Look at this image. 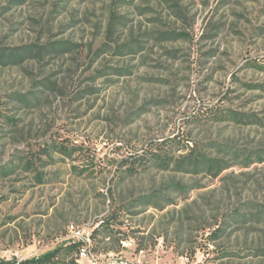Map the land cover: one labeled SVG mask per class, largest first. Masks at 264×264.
I'll return each mask as SVG.
<instances>
[{
	"label": "rangeland",
	"instance_id": "obj_1",
	"mask_svg": "<svg viewBox=\"0 0 264 264\" xmlns=\"http://www.w3.org/2000/svg\"><path fill=\"white\" fill-rule=\"evenodd\" d=\"M70 223L129 264H264V0H0V264Z\"/></svg>",
	"mask_w": 264,
	"mask_h": 264
},
{
	"label": "built area",
	"instance_id": "obj_2",
	"mask_svg": "<svg viewBox=\"0 0 264 264\" xmlns=\"http://www.w3.org/2000/svg\"><path fill=\"white\" fill-rule=\"evenodd\" d=\"M68 238L69 242H77V250L74 253L75 260L80 264H129L123 258H116L112 253L97 254L94 247V239L92 231H84L77 227L76 224L70 223L68 225ZM124 246H132V241L122 242ZM142 264L141 259H137L135 263Z\"/></svg>",
	"mask_w": 264,
	"mask_h": 264
},
{
	"label": "trees",
	"instance_id": "obj_3",
	"mask_svg": "<svg viewBox=\"0 0 264 264\" xmlns=\"http://www.w3.org/2000/svg\"><path fill=\"white\" fill-rule=\"evenodd\" d=\"M18 57V55H16ZM65 152H67L64 149ZM132 166V165H131ZM98 229L94 230L92 232V237L94 240H96V235L98 233ZM77 242H70L64 246L55 247L53 249L47 250L40 255L33 256L31 258H27L20 262V264H46V263H53L55 262V258L62 253H75L77 250ZM3 264H10V262H5ZM68 264H80L75 260V257L73 256L72 260L69 261Z\"/></svg>",
	"mask_w": 264,
	"mask_h": 264
}]
</instances>
